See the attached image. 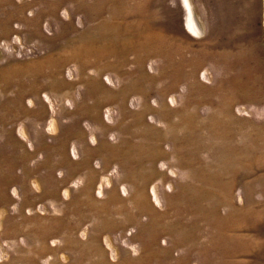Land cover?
<instances>
[{"label":"rangeland","instance_id":"rangeland-1","mask_svg":"<svg viewBox=\"0 0 264 264\" xmlns=\"http://www.w3.org/2000/svg\"><path fill=\"white\" fill-rule=\"evenodd\" d=\"M0 264H264V0H0Z\"/></svg>","mask_w":264,"mask_h":264},{"label":"bare ground","instance_id":"bare-ground-1","mask_svg":"<svg viewBox=\"0 0 264 264\" xmlns=\"http://www.w3.org/2000/svg\"><path fill=\"white\" fill-rule=\"evenodd\" d=\"M197 30V29H196ZM198 31V30H197Z\"/></svg>","mask_w":264,"mask_h":264}]
</instances>
